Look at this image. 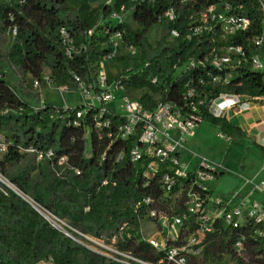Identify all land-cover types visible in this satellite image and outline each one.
<instances>
[{
  "label": "trees",
  "instance_id": "16d2710c",
  "mask_svg": "<svg viewBox=\"0 0 264 264\" xmlns=\"http://www.w3.org/2000/svg\"><path fill=\"white\" fill-rule=\"evenodd\" d=\"M98 1L24 0L21 5H17L14 0H0V30L5 31L12 24L9 21L10 13L14 14L13 24L17 26L15 41L0 55V110L11 109L5 115L0 114V131L11 137L15 145L52 148L58 155H66L72 165L81 170L80 175L70 173L64 179H59L52 172L49 161L36 163L33 159L35 165H27L7 177L24 195L30 196L53 216L64 220L79 232L94 237L110 235L124 220L137 226L134 206L143 196L157 198L161 194L159 185L154 181L146 187L141 185L144 170L141 163L132 166L124 160L113 164L114 154L122 147L127 150L137 141V135L122 146L93 131L90 135V155L86 157L84 132L71 126L69 121L51 117L54 105L46 103L34 110L33 106L40 104V94L31 92L29 84L25 87L21 84L12 86L4 69L18 68L22 73V81L27 74L40 80L44 68L49 69L48 82L52 84H68L72 74L84 81H91L95 78L99 62L112 52L111 34L119 30L123 31L124 44L138 47L137 60L141 65L136 70H129L127 78H116V82L123 89L137 90L138 100L146 108H152L157 100L178 101L184 83L188 81L197 86L198 77L206 72L191 71L178 81L170 80L172 66L181 64L194 53L198 55V52L192 48L193 43H182L180 39L167 41L166 32L173 27L183 31L189 15L198 9L199 4L189 8L176 0H113L110 6H93ZM243 2L245 12L251 19L250 27L246 32L227 39L226 43L241 45L251 55L264 56V43L256 46L249 40L264 33V12L255 0ZM122 5L126 8L135 6L132 16L139 28L133 29L128 23H118L110 17ZM171 6L175 9L176 20H162L163 12ZM152 25H159L162 30V36L154 46L147 39L148 29ZM61 27L68 30L76 46L87 44L86 49L72 57L66 56L59 36ZM89 30L91 34L87 33ZM144 63L147 65L144 66ZM154 75L161 82L168 80L167 93L161 91V86L150 82V76ZM219 91L262 96L264 71L242 67L229 83L216 88V92ZM107 114L112 124L123 120L122 116L114 112ZM87 117H91L90 113ZM201 121H208L226 139L246 138V132L229 122L225 116H215L203 110ZM254 145L264 155V147ZM103 152H106V156L100 163ZM182 152L190 154L188 150ZM24 156L11 147L0 155V172L6 175L7 167L18 166ZM225 173L226 170L219 168V177ZM103 179H108L109 183L102 186ZM5 189L7 194L0 190V264H35L47 259L53 264H119L73 241L53 227L23 198L7 187ZM184 203L181 197L174 202L162 200L157 202L156 207L164 212L179 213ZM85 206H89L88 211L83 210ZM213 227L214 232L205 237L201 255L192 257L189 264H220L226 252L232 254L238 264H264V237L255 236V227L247 225L233 228L224 225L222 219H216ZM238 241L242 243L239 250L234 246ZM124 247L144 259L157 260L160 256L144 242L130 241Z\"/></svg>",
  "mask_w": 264,
  "mask_h": 264
},
{
  "label": "built area",
  "instance_id": "2783aa9c",
  "mask_svg": "<svg viewBox=\"0 0 264 264\" xmlns=\"http://www.w3.org/2000/svg\"><path fill=\"white\" fill-rule=\"evenodd\" d=\"M176 1L189 8H193L196 4H199V7L189 15L183 31L176 27L170 28L166 40L171 42L180 39L182 43H193L192 48L198 52V55L194 53L181 64L175 63L171 69L170 80L178 81L181 76L191 71H206L198 77L197 86L191 85L188 81L184 83L178 101L157 100L152 108H146L138 100L135 90L133 98H122L123 113L115 111L108 103L118 95V90L123 88L116 79L108 82L101 67L103 60L99 62L93 80L84 81L80 76L72 74L68 84L57 85L60 91L69 90L71 86L86 99L78 108L68 105L55 106L51 115L55 119L69 121L71 126L84 132L85 156L90 155V135L93 131H96L98 136L105 135L122 146L137 135V141L127 150L122 147L114 154L113 164H119L124 160L132 166L141 163L144 167L141 185L146 187L154 181L161 189L159 197L143 196L134 206L137 226L129 220H124L108 236L94 237L84 234L55 216L58 222L49 220L53 227L73 241L119 264H189L192 257L201 255L205 237L214 232L213 223L216 219H222L224 225L233 228L251 225L255 227V236L264 237V180L249 186L251 192L257 191L262 199H250L242 195L239 189L232 192L229 198L213 195V184L219 176L220 167L195 155L182 152L187 150L185 142L193 136L195 127L201 121L203 110L215 116H225L229 109H247L252 103L264 106V95L251 97L228 91L216 92L218 86L226 85L236 77L242 67L253 71H264V56L251 55L241 45L226 43L227 39L237 33L246 32L250 27L251 19L245 12L243 0ZM255 1L264 12V0ZM23 2L24 0H14L17 5ZM205 2L209 3L205 4ZM106 5L110 6L112 2ZM134 7L126 8L122 5L120 10L112 12L110 17L121 23L122 14L127 10L133 13ZM13 19L14 14L10 13L9 21L12 24L5 30L11 36L12 43L17 35V26L13 24ZM161 19L174 22L175 9L172 6L166 9ZM87 33L91 34V30ZM59 36L68 57L86 49L85 43L78 46L74 44L73 37L65 27L59 29ZM249 40L256 46H261L264 43V33ZM110 47L112 52L106 57L108 59L114 58V52L118 47L126 49L135 57L139 56L137 46L124 44L123 31L117 30L111 34ZM145 65L147 63H144ZM6 69L4 72H7ZM177 70H181L180 76H173V72ZM122 77L127 78L128 74ZM48 78L49 76L45 77L44 81L47 82ZM41 82L35 79L33 86L37 88ZM150 82L161 86V91L164 93L169 91L167 79L161 82L158 76L154 75L150 76ZM44 104L46 103L40 100V104H35L33 108L37 110ZM10 111L11 109L5 108L0 110V114L5 115ZM109 112L122 116L123 120L112 124L107 114ZM89 113L90 118L87 117ZM260 124L264 125V118L259 121ZM11 147L21 154L32 156L36 163L49 161L52 172L59 179H64L66 174L70 173L81 174V170L73 166L66 155H58L52 148L40 149L33 145H15L11 137L0 131V155L8 152ZM105 156L106 152H103L100 163ZM4 178L0 173V190L7 194L5 187L11 188L3 180ZM108 183V179L101 181L102 186ZM112 185L115 186V182ZM181 197L184 198L185 203L179 213L164 212L156 207L157 202L162 200L174 202ZM83 210L88 211L89 206H85ZM144 222L154 227L153 235L146 233ZM63 226L90 242V246L74 238ZM130 241L147 243L155 252L160 253V256L157 260L144 259L124 247ZM234 246L239 250L242 247L241 241L236 242Z\"/></svg>",
  "mask_w": 264,
  "mask_h": 264
},
{
  "label": "rangeland",
  "instance_id": "374dc122",
  "mask_svg": "<svg viewBox=\"0 0 264 264\" xmlns=\"http://www.w3.org/2000/svg\"><path fill=\"white\" fill-rule=\"evenodd\" d=\"M112 1L113 0H99L98 2L94 3L93 6H98L100 4H111ZM121 20L128 23L133 29L140 27L139 24L133 19L132 12L130 10H127L122 14ZM161 36V26L152 25L148 29L147 39L150 44H152V46H154L156 42L159 41ZM11 44V36L8 35L4 30H0L1 56L10 48ZM136 56L138 57V55ZM137 57H135V55H133L132 53L127 52L126 49L118 47L114 52V59L104 58L101 67L107 77L108 82L110 83L113 79L115 80L116 78L126 75L129 70H136L138 67H140L141 64L137 60ZM6 70L7 75L11 79L10 84L12 86L21 84L23 87H25L26 84H29L31 86V89L29 88L31 92H37L36 89L41 88L43 98L50 102L51 105L55 104L54 106H78L82 105L84 100H86L71 86L69 87V90L60 91L57 84H52L48 81L45 82V77L49 76L48 68H44L43 74L40 79L42 82L37 88L33 86L35 78L30 74H27L22 81V73L18 68L8 67ZM180 74L181 70H177L176 72H173L172 75L180 76ZM26 89L28 88L26 87ZM117 94L118 95L115 96L113 100L108 103V105L115 111L123 113L122 98H133L135 95V91L133 89H122L118 90ZM24 98L26 100H29L26 97ZM29 101L33 104L31 100ZM48 102L47 104H49ZM197 125L199 127L197 129L195 128L193 136L189 137L186 140L185 146L193 149L199 158L205 159L226 170V173L223 176H218L216 178L213 185V195L222 196V193L231 191L233 188H236L235 186L237 185L238 187L235 190L239 189V191H241L240 193H243V195L248 196L250 199H257L259 197V193L257 191H254V193L251 194L249 192V186L252 183L264 180V155H262L255 147L246 150L245 145L248 144L250 147H252L254 145V139L250 136L247 137L246 141L243 138L226 139L219 135L220 133H218L217 129L213 127L208 121H200ZM30 164L35 165L32 156L25 155L21 164H19L18 166L13 165L7 167L6 175L2 172L0 173L10 182L7 175L15 174L25 166ZM242 171L243 174L239 173ZM241 176L243 177L244 181L240 179ZM10 190L13 191L12 189ZM62 221L66 223L64 220ZM143 227L147 228L146 233L148 235H153L155 231L153 226L151 227L150 224H145L144 222ZM63 228L69 231L74 238L79 239L80 241H83L90 246V242L83 240L80 236H78V234L70 231V229H68L66 226H63ZM242 255L243 254H241V256ZM220 264L238 263L237 259L234 258L232 254L226 252L223 255V260Z\"/></svg>",
  "mask_w": 264,
  "mask_h": 264
},
{
  "label": "crops",
  "instance_id": "0c3cea01",
  "mask_svg": "<svg viewBox=\"0 0 264 264\" xmlns=\"http://www.w3.org/2000/svg\"><path fill=\"white\" fill-rule=\"evenodd\" d=\"M36 91L40 94L41 101L47 103L48 101L44 99L42 96L41 88L36 89ZM48 103L50 104V102ZM225 117L227 118L229 122L238 126L240 129L246 132V138H243L245 139V141L247 140V137L250 136L251 138L254 139V144H258L264 147V125L262 124L259 125V121L264 118V106L257 104V103H252V105L248 107L247 109H239V108L229 109L226 112ZM198 127L199 126L197 125L195 128L197 129ZM245 145H246V150H249L250 148H254V147L256 148L255 145H253L252 147H250L248 144H245ZM186 149L190 152V154L197 156L194 150L191 149L190 147L186 146ZM239 173L243 174V171ZM240 179L244 181L242 176L240 177ZM235 187L237 188L238 186L236 185ZM236 188H233L232 189L233 191L231 190L229 192L222 193V196L232 194V192L236 191L235 190ZM249 192L251 194L254 193V192H251V190H249ZM241 194L243 195V193ZM257 199H262L260 194ZM35 264H53V263L50 259H47V260L39 261Z\"/></svg>",
  "mask_w": 264,
  "mask_h": 264
},
{
  "label": "bare ground",
  "instance_id": "6f19581e",
  "mask_svg": "<svg viewBox=\"0 0 264 264\" xmlns=\"http://www.w3.org/2000/svg\"><path fill=\"white\" fill-rule=\"evenodd\" d=\"M3 180H5L6 184L17 194L21 195L23 198H25L26 200H28L35 208H37L44 216H46L48 218V220H50L51 222H58L56 221L55 217L52 216L49 212L47 213V211L45 209H43L42 207H40L38 204H36L34 201H32L30 199L29 196L24 195L18 188H15L16 186H14L13 184H11L6 178H4ZM29 197V198H28ZM60 226V225H59Z\"/></svg>",
  "mask_w": 264,
  "mask_h": 264
},
{
  "label": "water",
  "instance_id": "95a60500",
  "mask_svg": "<svg viewBox=\"0 0 264 264\" xmlns=\"http://www.w3.org/2000/svg\"><path fill=\"white\" fill-rule=\"evenodd\" d=\"M14 193H16V192H14ZM17 194V193H16ZM18 196H20L21 198H23L21 195H19V194H17ZM26 202H28L33 208H34V210H36L43 218H45L48 222H49V220H48V218L46 217V216H44L37 208H35L28 200H26L25 198H23ZM50 223V222H49ZM51 224V223H50ZM52 225V224H51Z\"/></svg>",
  "mask_w": 264,
  "mask_h": 264
}]
</instances>
